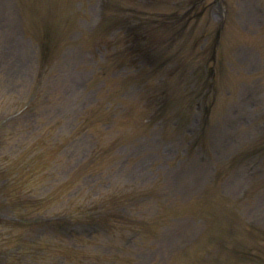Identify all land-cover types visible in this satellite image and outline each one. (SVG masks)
Instances as JSON below:
<instances>
[{
	"label": "rangeland",
	"instance_id": "rangeland-1",
	"mask_svg": "<svg viewBox=\"0 0 264 264\" xmlns=\"http://www.w3.org/2000/svg\"><path fill=\"white\" fill-rule=\"evenodd\" d=\"M148 1L150 15L111 18L123 0H105L110 12L102 0H0L19 76L0 75V260L7 264H264V65L255 62L252 71L238 58L245 50L238 29L264 44V0H227L223 19L210 10L219 0ZM126 17L142 22L145 44L117 28ZM222 28L216 64L186 74L198 64L189 50L200 51L207 33ZM175 44L184 49L176 58L168 48ZM147 45L170 52L157 76L139 61ZM206 66L215 71L211 79ZM203 92L205 104L217 98L221 107L200 138L185 128ZM96 106V135L70 139L80 112ZM115 139L122 140L111 150ZM241 153L248 159L231 163ZM191 165L205 172L186 177ZM217 167L224 174L205 199L210 205L188 203ZM135 192L142 197L132 200ZM6 214L21 223H4ZM45 220L102 221L109 232L69 240L36 233Z\"/></svg>",
	"mask_w": 264,
	"mask_h": 264
}]
</instances>
